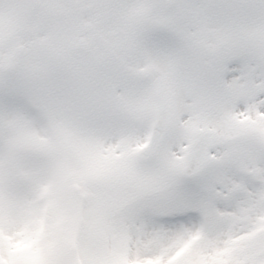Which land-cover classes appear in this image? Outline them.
<instances>
[{
	"label": "snow or ice",
	"instance_id": "obj_1",
	"mask_svg": "<svg viewBox=\"0 0 264 264\" xmlns=\"http://www.w3.org/2000/svg\"><path fill=\"white\" fill-rule=\"evenodd\" d=\"M0 264H264V0H0Z\"/></svg>",
	"mask_w": 264,
	"mask_h": 264
}]
</instances>
